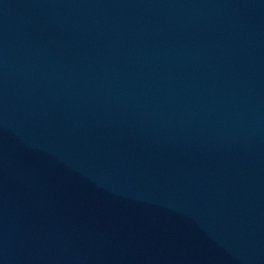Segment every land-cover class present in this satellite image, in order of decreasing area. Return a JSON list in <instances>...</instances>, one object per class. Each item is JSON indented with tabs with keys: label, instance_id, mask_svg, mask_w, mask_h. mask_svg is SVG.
Wrapping results in <instances>:
<instances>
[{
	"label": "water",
	"instance_id": "water-1",
	"mask_svg": "<svg viewBox=\"0 0 264 264\" xmlns=\"http://www.w3.org/2000/svg\"><path fill=\"white\" fill-rule=\"evenodd\" d=\"M0 264H264V0H0Z\"/></svg>",
	"mask_w": 264,
	"mask_h": 264
}]
</instances>
